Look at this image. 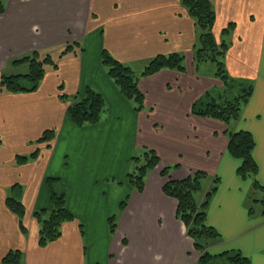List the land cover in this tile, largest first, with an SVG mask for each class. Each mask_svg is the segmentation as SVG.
Masks as SVG:
<instances>
[{"label":"crops","instance_id":"0c3cea01","mask_svg":"<svg viewBox=\"0 0 264 264\" xmlns=\"http://www.w3.org/2000/svg\"><path fill=\"white\" fill-rule=\"evenodd\" d=\"M210 2L213 35L228 44L226 73L252 86L240 118L228 124L192 112L207 92L222 93L223 83L205 68L208 62L195 63V22L180 0H3L0 76L33 51L57 62L46 66L35 91L0 90V264L12 249L22 252V264H195L199 255L176 217L177 202L162 192L165 167L174 180L196 171L219 178L206 209V223L220 236L207 247L211 255L233 249L250 264H264V0ZM67 45L73 52L58 58ZM103 52L136 72L157 55L178 53L184 70L140 77L144 98L136 110L108 76ZM87 87L101 94L104 110L96 124L76 126L66 109ZM47 130L54 137L37 143ZM239 130L254 140L253 177L239 176L240 160L227 150L229 133ZM139 149L154 150L160 161L141 191L129 187L121 210L123 199L114 207L109 180L123 177L116 187L127 180ZM36 150L35 159L17 162ZM47 178L61 182L73 218L40 246L34 213L52 207ZM17 185L22 218L6 206ZM116 208L111 233L108 218Z\"/></svg>","mask_w":264,"mask_h":264},{"label":"trees","instance_id":"16d2710c","mask_svg":"<svg viewBox=\"0 0 264 264\" xmlns=\"http://www.w3.org/2000/svg\"><path fill=\"white\" fill-rule=\"evenodd\" d=\"M187 14L194 20L197 31V41L193 58L196 64L208 62L214 65L215 76L223 83L224 91L214 93L207 92L202 98L197 100L192 106V112L196 115L210 117L228 124L237 121L241 116V111L250 97L252 86L245 81L231 79L224 67V55L228 44L223 38L217 41L213 35V25L215 23V11L210 0H180ZM4 12L3 0H0V14ZM225 27L221 31V37L227 35L230 27ZM73 52V45H67L60 52L58 58L66 53ZM76 51H74L75 53ZM184 57L178 53L168 55H157L149 60L137 73L132 67L114 59L107 52L102 54V63L107 68L108 76L113 79L121 94L135 103V109L139 110L143 106L144 95L138 87L140 77L153 75L163 69L184 70ZM57 59L50 54L41 55L38 51H33L28 55L12 61L11 65L27 63L26 73H13L0 76V90L10 93L32 92L38 87L42 79L46 66L51 64L56 67ZM227 91V92H226ZM221 95V96H220ZM226 95L225 99H220ZM63 100H68L66 94H61ZM219 98V99H218ZM104 100L100 93L87 87L82 96H74L67 106L66 112L71 121L76 126L85 124H96L99 122L104 110ZM54 137L53 130H47L37 140V143L49 142ZM254 140L248 131L239 130L229 133L227 150L235 158L240 160L237 172L241 178L253 177L257 172V164L252 156ZM38 150L29 156H17V162H25L35 159ZM132 160L136 166L127 175L128 183L137 191H141L147 173L155 168L160 159L154 150L145 149L139 156H133ZM165 178L162 192L177 202L176 217L183 223L185 234L192 240L193 249L198 253L195 264H250L249 258L242 255L238 250H228L218 255H211L207 247L219 239V234L215 229L206 223V209L211 196L217 189L219 178L210 176L203 171H196L185 178L171 179L168 167L161 171ZM209 179L211 187L204 194L200 203L195 201V195L203 189V182ZM46 183L49 189L51 209L42 215L36 211L34 216L40 223L39 240L40 246H45L56 240L61 235L62 223L73 218L65 205V192L61 182L56 178H47ZM257 189H263L257 182L254 183ZM12 195L6 198L7 208L22 218L25 212L20 201V188L17 185ZM120 203V209L126 206V200ZM264 211V199H262ZM45 213V212H43ZM110 232L115 231L116 215L112 214L108 218ZM21 228L23 224L21 222ZM1 264H22V252L18 249L9 250L2 258Z\"/></svg>","mask_w":264,"mask_h":264},{"label":"rangeland","instance_id":"374dc122","mask_svg":"<svg viewBox=\"0 0 264 264\" xmlns=\"http://www.w3.org/2000/svg\"><path fill=\"white\" fill-rule=\"evenodd\" d=\"M209 65H207L205 68H209L211 69V71L214 69V65L213 64H210L208 63ZM12 70H14L13 73H20V74H23V73H26L28 71V65L27 63H23V64H18V65H13L12 67ZM11 73V74H13ZM137 73H140V72H137ZM7 75H9L10 73H6ZM214 88V87H213ZM213 91H219L220 92V89H216L214 88ZM224 91V89L222 90V92ZM227 92V91H226ZM222 94V93H221ZM223 95V94H222ZM221 96V95H220ZM220 99H225L226 98V95L222 96V97H219ZM218 98V99H219ZM142 152L141 150L139 149V151L137 152L136 156H139L141 155ZM136 166V163L133 161L131 163V170L129 172H132L134 170ZM123 179L122 178H117V180H113L112 178L109 180V182H113V187L111 189V197H112V203L114 205V207H117V203L123 199L127 193V191L129 190V187H131V185L128 183V180L124 181L123 183H121V185L119 187H116L117 185H115L116 183L115 182H119ZM210 180L207 179L203 182V189L197 193L195 195V201L197 203H200L201 200H203V197H204V194L206 193L207 190L210 189L211 187V181L209 182ZM112 214H115L117 215L118 214V208H116V210L112 213Z\"/></svg>","mask_w":264,"mask_h":264}]
</instances>
